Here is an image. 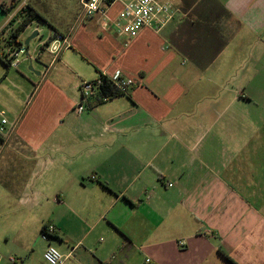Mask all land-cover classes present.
Masks as SVG:
<instances>
[{"label":"crops","instance_id":"crops-1","mask_svg":"<svg viewBox=\"0 0 264 264\" xmlns=\"http://www.w3.org/2000/svg\"><path fill=\"white\" fill-rule=\"evenodd\" d=\"M158 1L175 8L159 32L73 18L48 24L69 37L57 60L21 63L36 78L0 61V111L17 121L0 138V264H46L32 248L45 222L64 264H264V0ZM26 5L0 0V46ZM99 74L133 86L76 115Z\"/></svg>","mask_w":264,"mask_h":264},{"label":"built area","instance_id":"built-area-1","mask_svg":"<svg viewBox=\"0 0 264 264\" xmlns=\"http://www.w3.org/2000/svg\"><path fill=\"white\" fill-rule=\"evenodd\" d=\"M121 0H79L83 17L96 16L102 30H112L118 38L131 40L135 38L142 30L149 29L159 32L173 18L175 13L174 6L169 2H160L158 0H124L121 2V9L111 16L108 13L109 8L115 2ZM8 34L3 39L0 46V57L7 64V68L17 69L23 60L28 57L30 64L32 58L29 56V48L19 43L16 38H9L13 28L7 27ZM37 30V29H36ZM38 34H39V30ZM69 37L61 35L58 32H50L48 38L39 44V53L42 50L47 51L52 60H57L62 50L69 47ZM47 70V68H45ZM121 94L125 93L133 86V81L123 76H113L106 78ZM104 83L102 76H97L94 80L83 81L79 86L80 100L73 107V112L80 115L89 109V103L93 100L101 86ZM17 127V121H10L4 111H0V138L4 141L8 140ZM91 180H95V176H90ZM169 187L172 184H168ZM56 233V227L51 222H45L40 229V238L47 246L42 254V258L46 264H64L67 257L62 255L60 251L52 246L49 241ZM179 246H184V241L177 242ZM12 263L15 258H10ZM143 264H152L150 258H145Z\"/></svg>","mask_w":264,"mask_h":264},{"label":"rangeland","instance_id":"rangeland-1","mask_svg":"<svg viewBox=\"0 0 264 264\" xmlns=\"http://www.w3.org/2000/svg\"><path fill=\"white\" fill-rule=\"evenodd\" d=\"M31 5L36 12H39L46 19L45 20L46 23L39 19H35L33 22H31L28 29L22 34L21 42L23 43L25 39L32 34L31 30L33 28L37 27L40 30L37 38L33 39L29 43V46H28L29 51H32L33 49L38 48L39 45L35 44V42L42 43L48 38V35H49L48 24H50L52 27L55 26L58 29L65 31L67 27H70V25L73 24V18H77V20L79 21V26L81 25L80 24L81 22L87 24V22L89 21V19H87L86 17H82L83 15H82L81 7L79 5V0H31ZM26 7L27 5L25 6V8ZM118 9H119L118 4L113 5L108 10L109 15L114 16L118 12ZM96 19L98 20V18H95L94 22ZM97 22H96L97 23L96 25L100 27L99 21ZM112 33L114 34L113 31ZM33 64H34V67L38 66V68L41 69L39 70L40 72L43 71L42 67L37 65V63H33ZM2 66L4 69H6L4 65ZM19 68L23 70L26 74H28V76L36 78V75L29 70L28 64L27 65L20 64ZM9 70L15 71V69H12V68H9ZM31 209L32 208L26 207L25 209L26 216H28L29 210ZM39 234H40V230H38L37 232L38 242L35 243L32 246V248L35 249L36 247L39 249V251H43L45 249V244H44L45 242L41 240ZM52 246L54 245L52 244ZM139 263L142 264V260L140 259L139 256H136L133 259H131L130 262L127 264H139Z\"/></svg>","mask_w":264,"mask_h":264},{"label":"trees","instance_id":"trees-1","mask_svg":"<svg viewBox=\"0 0 264 264\" xmlns=\"http://www.w3.org/2000/svg\"><path fill=\"white\" fill-rule=\"evenodd\" d=\"M23 13L25 14L23 15L22 19L19 21L17 26L12 29L9 35V38L14 40L16 44H19L18 42H16V38L20 35L22 31H24V29L28 26V24H30L31 21L39 19L46 23L45 19L29 6H27L26 9L23 8L19 15ZM0 61L7 68V64L2 60L1 57ZM99 76L103 77L104 83L101 86L97 96L92 100V106L102 104L109 99L121 95V93L115 90L114 86L109 81H107L104 75L99 74ZM226 259L230 264H235L229 257H226Z\"/></svg>","mask_w":264,"mask_h":264},{"label":"water","instance_id":"water-1","mask_svg":"<svg viewBox=\"0 0 264 264\" xmlns=\"http://www.w3.org/2000/svg\"><path fill=\"white\" fill-rule=\"evenodd\" d=\"M38 36V31L35 30L34 32H32V34L30 36H28L25 41L22 43L23 46L25 47H28L29 46V43L33 40V39H36ZM29 70L31 72H33L35 75H39V72L33 70V68L31 67V65L29 66Z\"/></svg>","mask_w":264,"mask_h":264}]
</instances>
